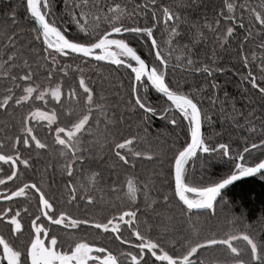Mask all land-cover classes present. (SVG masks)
<instances>
[{
    "label": "snow or ice",
    "instance_id": "6c2138e0",
    "mask_svg": "<svg viewBox=\"0 0 264 264\" xmlns=\"http://www.w3.org/2000/svg\"><path fill=\"white\" fill-rule=\"evenodd\" d=\"M22 7L26 17L33 22L29 31L34 34L32 39L41 46L39 51L42 55L38 59L43 61L42 66L48 68L45 79L49 81V85L45 86L38 82L36 70L29 60L24 58L22 49L25 45L19 43L15 27L11 31L5 28L2 44L4 51L0 54V81H3L4 85L3 92H0V110L9 112L11 109H16L21 114L15 125L16 134H6L0 138V172L4 173L0 176V186H2L0 201L5 202L3 206H0V264H157V262L197 264V259L194 257L199 250L212 249L216 246L224 248L231 256V260L216 261L215 264H264V241H258L249 232L236 229L235 226L223 233L213 231L207 235H201L193 227L192 236L184 239L180 250L170 254L161 239H154L148 234L151 232L150 227L144 231L141 230L138 220L140 210L137 207L117 208L113 214L106 215L102 219L87 216L74 217L61 207L65 201L57 199L52 193L46 191L43 183L21 180L23 171L32 167L31 157L25 155V152H31L33 149L38 152L55 150L63 160L61 173L68 177L63 184L68 197L66 203L71 205L75 202L79 205L83 201L89 206H94L96 203L89 188L79 183L74 174L92 155L89 150L91 144L86 147L82 143V137L94 126L99 127L100 120H93V110L95 109L99 116H103L105 121H110V118L106 106L102 103L103 98L96 96L94 87L83 75V69H78L81 73L78 83L76 87L69 89L65 98L69 102L75 101L79 104L81 103L80 90H82L84 107L77 118L61 125L57 122L58 115L55 109L46 112L41 111L39 107H34L25 111L26 102L40 100L47 103V97H51L60 107L64 106L61 84L56 83L55 86H51V81L57 71L67 75L65 69L69 67L68 64H64L59 69L57 66L60 65L61 58L69 57L85 63L108 62L117 69H125L129 76L127 105L130 110L141 114V123L144 125L142 131L145 133L149 121L156 116H160L162 120L175 127H179L181 120L187 121L190 141L186 140L185 145L177 149L171 161L174 175L173 195L180 203L187 222L192 223L193 217L204 212L214 215L223 189L241 177L254 175L264 170V162L256 163L254 166L240 162L234 164V171L231 174L219 180L209 181L206 184H193L187 181L185 166L190 157L197 156L198 151L205 154L221 153L222 157L232 161L237 158L243 161L244 157L239 153L236 156L230 155L231 147L227 143L209 145L206 142L202 124L205 119L210 118L204 116L200 101L170 78L169 60L172 57L173 40L179 34L178 22L181 17L180 13L164 0H159V3L157 0H146L143 5L139 3L134 5L135 9L140 10L139 15L150 13L155 22L152 26H132L124 23V20L134 13H130L127 5H122L117 0H112L111 3L107 0H72L71 5L66 3L65 7L69 16L80 27V31L85 33L83 38H69L57 25L56 20L50 18L52 16L51 0H23ZM236 7L232 0H225L227 12L221 9L212 23L205 20L206 27L216 32L217 38L222 43H228L237 27L246 32L245 41L253 35V26L264 33V0H260L255 5H240V8L249 16L247 25L243 11L240 16L236 15ZM5 15L8 17L9 24L18 25L19 15L16 7L7 9ZM161 19L170 29L166 41L167 55L154 35L156 23H160ZM222 20L227 23V26L221 33L219 26ZM101 24L105 25L103 29ZM125 33L135 34L137 38L145 40L148 48L147 55L152 59L142 57L137 48L131 46ZM198 35L202 36L203 33L198 31ZM259 47L264 49V41ZM29 50L37 51L36 48ZM253 59H255L254 54ZM185 63L196 73L213 75L214 69L209 64L197 65L190 54ZM242 63L246 69V75H243L242 79L247 81L252 89L257 90L261 97H264V58L257 66V72H254L250 66L248 55L242 57ZM215 70L224 71L223 68ZM216 86L213 82L212 87ZM17 89L20 90L19 93ZM150 89L166 98L163 106L157 107L150 102L148 99ZM33 120L48 121L50 132L51 125L56 123L53 141L54 145L59 146L58 149H53L52 145L38 138L31 124ZM139 140V135L131 134L112 140L111 147L115 149L112 155L117 164L122 167H135L136 159L152 160L155 157V152L141 150L137 145ZM250 147L264 149V141H261L259 145L252 143ZM243 151L249 152V147H244ZM3 165L8 166L7 172L4 171ZM95 176L94 173L90 177V183H95ZM7 182L13 183L9 185ZM112 191L121 192L122 185L114 184ZM141 191L147 199L148 185L145 184L141 189L137 187V181L132 178L127 179V191L124 196L130 203L137 200V193ZM19 198H22L23 202L35 200V211H30L29 207H21ZM163 199L167 201L168 196L165 195ZM25 216L29 218L27 241L21 239L25 235L23 223ZM81 226L96 231L98 236L115 234V239L121 244H128L130 250L114 251L104 244L83 239L74 241V246L63 250L64 241L59 233L68 229H81ZM122 229L135 237V241L123 238ZM240 240L247 245V249L244 250L247 259L242 257V249L234 243ZM173 244L175 246L174 241ZM199 264H210V262L201 259Z\"/></svg>",
    "mask_w": 264,
    "mask_h": 264
},
{
    "label": "trees",
    "instance_id": "16d2710c",
    "mask_svg": "<svg viewBox=\"0 0 264 264\" xmlns=\"http://www.w3.org/2000/svg\"><path fill=\"white\" fill-rule=\"evenodd\" d=\"M23 0H0V54L4 49V29L9 31L15 27L19 43L25 45L22 49L24 58L28 59L36 70V76L39 83L45 86L49 81L45 79L48 71L47 66H42L43 61L38 59L42 55L39 51L40 45L32 39L33 33L29 31L32 21L29 20L22 7ZM52 16L57 25L66 33L69 38H83L85 33L80 31V27L75 20L69 16L66 9V3L70 6L72 0H51ZM111 3L112 0H107ZM122 5H127L128 11L134 13L124 20V23L132 26H152L155 23L150 13L139 15V9L134 5L139 3L143 5L146 0H117ZM159 3V0H157ZM169 6L180 13L178 22V36L173 40L172 57L169 60L170 78L179 83L186 92H191L199 101L203 110L205 119L203 122L204 136L209 145L217 143H227L231 147L230 155L236 156L237 153L244 157L241 161L238 158L235 161L222 157L221 153L198 154L196 158L189 159L186 164V179L193 184H206L209 181L219 180L234 171V164L243 162L248 166H254L264 160V149H251L252 143L260 144L264 141V97L257 90L252 89L247 81L242 79L246 75V69L242 63V57L248 55L251 67L254 72L258 71V65L264 58V49L259 46L264 41V33H261L258 27L253 26V35L248 40H244L246 32L236 28L233 37L228 43H222L216 32L210 31L205 20L212 23L217 18V12L225 8V0H164ZM237 5L236 15L242 14L241 4L255 5L260 0H232ZM16 7L19 15V23L12 26L8 23V17L5 15L7 9ZM246 25L249 22V16L243 11ZM227 23L222 20L219 31L222 33ZM105 27L101 24V29ZM198 31L203 35H198ZM170 29L162 22L156 23L154 35L162 46V50L167 55L168 47L166 41ZM131 46L137 48L142 57L149 60L152 57L147 55V42L137 38L135 34H125ZM243 43V48L241 44ZM30 48H36L37 51H30ZM191 55L197 65L209 64L213 69V75L206 73H196L190 70L185 60ZM253 54L255 59H253ZM178 57L180 59H178ZM64 64L69 67L64 72L54 73L51 86L60 83L65 101L64 106L60 105L47 97V103L40 100H31L26 102L29 108L39 107L41 111L50 112L55 109L58 115V123L61 125L69 123L70 120L77 118L83 110V93L80 90V101H67L66 95L70 88L76 87L81 73L78 69H83L85 79L94 87L97 97H102V103L106 106L110 121H105L103 116L96 114L94 109L93 120L99 119V127H93L89 133L82 137V143L89 148L92 153L85 161L82 167L78 168L74 174L76 180L89 188L95 198V205L89 206L81 201L79 205L73 202L71 205L66 203L68 197L63 188L64 182L68 179L66 174L61 173L62 158L58 152H38L33 149L31 152H25L32 161V167L23 171L21 180L35 181L43 183L45 190L52 193L57 199L65 201L61 205L66 211L74 217H94L102 219L106 215H111L117 208L137 207L139 208L138 220L141 230L144 231L150 227V234L154 239H161L165 249L171 253L180 250V245L186 237L192 236L193 227L201 235H207L210 232L223 233L226 230L236 229L247 231L258 241H264V174L238 181L228 188L219 199L216 205L215 214L208 212L201 213L193 217L192 223L186 221L185 215L181 211V205L174 197V175L171 161L177 149L185 145V141H190V135L187 130V121H182L179 127L168 124L160 116L153 117L149 121L147 132L142 131L144 125L141 123V114L138 111L130 110L127 105L129 99V76L125 69H117L116 66L100 62L85 63L82 60L61 58L59 69ZM223 68L224 71L215 69ZM217 85L212 87V83ZM3 81H0V92H3ZM20 92L19 89L16 90ZM148 99L157 107L165 104V98L156 93L155 90L149 92ZM69 113H71L69 115ZM21 112L11 109L9 112L0 110V138L6 134H16L15 127ZM35 128L38 138L54 145V129L56 123L51 125L52 131H49V124L46 120H33L31 122ZM254 129V130H253ZM139 135L140 140L137 145L144 150H151L156 153L152 160L136 159L135 167L120 166L112 155L115 151L111 147L113 139H119L127 135ZM249 147V152H244V147ZM21 168L23 166H20ZM4 171H8V166L3 165ZM95 183H90L89 179L93 174ZM264 173V172H263ZM0 172V176H3ZM132 178L137 181V187L143 189L148 185V198L145 199L144 192L137 193V200L130 203L124 196L127 191V179ZM11 185L13 182H7ZM20 183V181H16ZM114 184L122 185V191L117 193L112 191ZM51 186V187H49ZM2 188V186H0ZM167 195L168 200L163 197ZM21 207H29L30 211H35V200L23 202ZM5 202L0 201V206ZM15 207V205H13ZM23 215V214H22ZM25 235L21 238L28 240L29 218L24 217ZM55 229V226H53ZM124 232L125 239L135 241V237ZM64 241V249L74 246V241L83 239L94 241L98 244H104L114 251H128V244H121L115 239V234H103L98 236L94 230H89L84 226L81 229H68L59 233ZM175 242V246L173 244ZM19 243V241H17ZM242 249V257L247 259V245L244 241L234 242ZM136 251L135 249H131ZM147 258V257H146ZM194 259L209 261L215 264L216 261L231 260L229 253L219 246L212 249H201ZM160 264V262H157Z\"/></svg>",
    "mask_w": 264,
    "mask_h": 264
},
{
    "label": "water",
    "instance_id": "95a60500",
    "mask_svg": "<svg viewBox=\"0 0 264 264\" xmlns=\"http://www.w3.org/2000/svg\"><path fill=\"white\" fill-rule=\"evenodd\" d=\"M103 63H108V62H103ZM109 64V63H108ZM166 99V98H165ZM202 132L204 133V128H203V124H202ZM201 152H197V155L198 154H200ZM202 154H204V153H202ZM197 156H195V157H190L189 159H194V158H196ZM261 162H264V160L263 161H261ZM264 172V170H261V172H258V173H256V174H254V175H250V176H246V177H241V178H239L237 181H235V182H233L232 184H230V185H228L225 189H223L222 190V192H221V195L228 189V188H230L232 185H234L235 183H237L238 181H240V180H242V179H246V178H251V177H254V176H257V175H260L261 173H263ZM220 198H221V196H220ZM220 198H218V201H219V199Z\"/></svg>",
    "mask_w": 264,
    "mask_h": 264
},
{
    "label": "flooded vegetation",
    "instance_id": "af4514ba",
    "mask_svg": "<svg viewBox=\"0 0 264 264\" xmlns=\"http://www.w3.org/2000/svg\"><path fill=\"white\" fill-rule=\"evenodd\" d=\"M125 34H126V33H125ZM125 34H124V35H125Z\"/></svg>",
    "mask_w": 264,
    "mask_h": 264
}]
</instances>
